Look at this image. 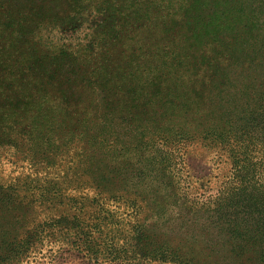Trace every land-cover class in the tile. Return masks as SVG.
I'll return each instance as SVG.
<instances>
[{
	"label": "trees",
	"instance_id": "obj_1",
	"mask_svg": "<svg viewBox=\"0 0 264 264\" xmlns=\"http://www.w3.org/2000/svg\"><path fill=\"white\" fill-rule=\"evenodd\" d=\"M197 141L233 179L201 203L175 176ZM2 145L10 257L56 240L127 264H264V0H0ZM180 207L203 213L194 241L153 230Z\"/></svg>",
	"mask_w": 264,
	"mask_h": 264
},
{
	"label": "rangeland",
	"instance_id": "obj_2",
	"mask_svg": "<svg viewBox=\"0 0 264 264\" xmlns=\"http://www.w3.org/2000/svg\"><path fill=\"white\" fill-rule=\"evenodd\" d=\"M186 148H188L187 151H185ZM255 153L257 154V152ZM133 155H136L134 151ZM178 157L180 159L176 164L175 172L176 179L180 180L178 193L179 195L186 194L189 202L198 201L201 203L214 199L220 193L221 188L230 185L233 180L231 179V159L226 153L211 144L197 141L185 148L183 146ZM14 159H16V156L12 147L8 145L0 146V176H3L2 180L17 175L18 170L15 171V169L18 167L12 162ZM255 159L259 160V163L255 166H259L260 170L263 169L264 152L259 158L256 156ZM246 173L251 174L247 170ZM180 208L181 212L185 214H182L185 216L184 218L172 214L169 216L171 219L169 223L162 224L168 219V216H166L161 218L158 224L153 227V230L161 235L162 239H174V243L185 242L186 240L194 241L195 237L191 238L194 233V224L188 220L203 213H189L185 207ZM180 208L177 210H180ZM19 217L20 215L15 209L5 211L0 208V264H127V262H117L103 256H88L85 250L71 248L56 240L47 241L43 248L39 245L38 250L29 252L28 255L23 257L15 254L10 257L8 255L12 254V248L15 247L16 233L22 226L21 222H17ZM200 254L203 256L202 253ZM228 256L229 258L225 261L226 264L255 263L252 253L250 258H247L248 255H246L243 260L240 259L242 262L230 253ZM155 263L159 264V262Z\"/></svg>",
	"mask_w": 264,
	"mask_h": 264
}]
</instances>
